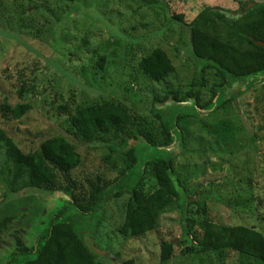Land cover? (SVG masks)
<instances>
[{
    "label": "trees",
    "instance_id": "obj_1",
    "mask_svg": "<svg viewBox=\"0 0 264 264\" xmlns=\"http://www.w3.org/2000/svg\"><path fill=\"white\" fill-rule=\"evenodd\" d=\"M60 1L74 5L83 0ZM135 1L138 7L131 11L132 14L142 10L143 19V10L151 11L160 4L166 20L173 21L180 31L186 30L182 55L194 62V78L190 85L185 90L167 88L160 96H155L149 110L150 119L131 113L124 104L111 98L116 80L110 79L105 87L100 85L107 75L110 62L106 54L95 53L94 68L89 76H83V81L69 82L68 79V82L61 83L51 75L47 89L42 92L37 90V81H41L45 73L36 68L32 60L26 58L13 65L14 53L10 52L9 57L0 62L3 68L0 70L1 82L12 91L17 101L9 105L8 97L3 98L0 122H18L34 112L47 120L54 134L36 150L25 153L10 137L5 140V134L0 130V148L3 144L6 159L4 167H1L0 183L10 175L11 180L5 181L9 184V194L24 191L29 199L37 201L32 213L38 232L36 219L43 215V208L37 197L58 194L63 200L59 199L61 203L56 211L48 213L45 226L38 236L32 230L30 236H35L33 244L30 247H18L19 242L14 244L5 264H99L98 256L86 244L83 234L95 232L101 220L97 212L108 201L106 194L112 193L108 188L111 183L115 184L113 197L128 195L123 222L118 229L125 240L157 231L161 216L175 212L180 217L179 222L182 220L183 223L180 238V244L184 247L182 256L189 255L197 260L201 256L209 258L211 256L208 255H214L220 261L233 254L236 264H264V234L258 226L243 221L249 214L251 218L255 217L256 222L264 224V195L256 189L255 184L251 187L253 183L243 181L237 184L229 182L223 189L220 186L214 189L208 187L207 191H204L205 186H196L195 191L184 189L189 181L203 177L207 170L220 168L219 163L206 166L208 156L218 157L222 161L225 157L231 158L232 155L225 148L233 149L234 143L243 138L253 141V146L250 144L253 152L252 148L258 140L262 141L261 146L264 145V30L258 33L254 30L257 27L253 28L260 21L258 19L251 26V32L260 36H252L255 40L250 42L236 36L240 25L246 28L245 22L250 18L247 14L230 25L226 18L219 17L218 9L205 8L187 25L184 16L169 15L168 5L164 1ZM96 2L89 0V7L94 8L92 5ZM251 2H246L243 8ZM262 5L254 6L247 13L259 14L258 11L264 8ZM215 14L217 18H214ZM261 19L264 22V18ZM220 21L228 28H220L217 25ZM127 44L125 49L129 48ZM82 45L86 47L87 44L84 42ZM176 52L179 53L178 49ZM118 64L122 71L125 65L123 57ZM139 68L144 77L160 85L176 72L172 61L161 48L144 56ZM95 75L99 82L91 78ZM258 79L263 84L256 88L254 85ZM71 83L77 86L83 84L90 92L106 93L110 98L79 105ZM233 87L237 88V93L229 92ZM241 87L246 92L253 91L255 114L261 120V125L250 138L236 109L231 108L236 98L243 94ZM49 88L52 90L49 91ZM169 102L176 106L171 108L170 117L166 119L156 106ZM188 102L191 103L189 107L183 105ZM56 130L57 134L54 133ZM130 141L137 144L130 145ZM176 145L179 153L174 157L168 150ZM101 146L108 152L105 160H116L117 157L120 161L118 177L112 182L92 174L82 176L80 181L72 177L76 170H81L82 160L92 148ZM178 157L182 160H178ZM254 158L262 163L260 173L264 180V152L258 150ZM112 168L117 167L113 164ZM255 171L252 169L250 174ZM229 191H233L232 199L228 198ZM184 196L198 199L190 202L183 200ZM6 198L3 195L0 199V235L12 224V218L6 215L12 206L9 203L19 202L26 197ZM211 198L230 210L238 224L220 225L212 220L207 207ZM22 216V223L29 224L25 218L26 211ZM159 246L160 264H167L174 255V244L161 239ZM116 257L120 258L119 255Z\"/></svg>",
    "mask_w": 264,
    "mask_h": 264
},
{
    "label": "rangeland",
    "instance_id": "obj_2",
    "mask_svg": "<svg viewBox=\"0 0 264 264\" xmlns=\"http://www.w3.org/2000/svg\"><path fill=\"white\" fill-rule=\"evenodd\" d=\"M134 1L97 0L92 8L89 7V0L80 1L74 5L60 0H0V62L5 57L8 58L10 52L14 53L12 55L13 65L26 58L29 61L32 60L36 68L45 73L42 75L43 79L37 81V90L42 92L47 89V82L51 75H54L55 79L60 80L61 83L68 82V79L69 82L83 81V76H89L94 68L95 53L106 54L110 62L107 75L100 85L105 87L110 79L116 80V88L111 98L124 104L131 113L150 119L149 110L155 96H160L167 88L185 90L190 85L194 78V62L185 59L182 55L186 42V40L183 41V37L186 38V30L180 31L173 21L166 20L164 13L159 8L160 4L154 6L155 8L151 11L143 10V19L142 10L132 14L131 11L138 7L137 2L134 3ZM162 1L168 5L169 15L184 16V22L187 25L197 18L205 8H211V10L218 9L219 17L226 18L225 20L230 25L233 24V21L238 22L243 19V15L247 14L246 16L250 17L245 22L246 28L243 29L240 25V28L237 29L239 31L236 32V36H239L240 40L254 42L253 37L260 36L251 32V26L256 24L253 22L258 19L260 22H257L258 26H253V28L257 27L254 30L258 33L264 30V22L261 19L264 18V8L258 11L259 14L247 13L254 6L264 4V0H157L159 3ZM248 1H252L251 4L243 8V5ZM262 6L264 7V5ZM217 17L218 15L215 14L214 18ZM19 25L20 29H18ZM217 25L220 28H228L222 22ZM84 42L87 44L86 47L82 45ZM126 42L129 43L130 50L129 48L125 49ZM13 43L15 44L13 45ZM257 45L261 46L262 44L257 43ZM12 48L14 51H11ZM157 48H161L167 54L176 70L161 85L152 83L144 77L139 68L140 60ZM177 49L179 53L176 52ZM99 50L101 52H98ZM122 57L125 65L121 71L118 62ZM2 69L0 67V70ZM91 78L99 82L96 75ZM261 84H263L262 81L258 79L254 87L257 88ZM72 85H74L73 93L79 105L86 101L102 102V99L110 98L106 93L90 92V89L86 88L87 86H82L83 84ZM240 89L243 94L236 98L235 102L231 104V108L236 109V113L245 127V133L250 138L257 127L261 125V120L255 114L256 104L253 101V91L246 92L242 87ZM51 90L52 88H49V91ZM229 92L237 93V88L233 87ZM12 94V91L6 85L4 86L0 79V105L5 96L8 97L9 105L17 103ZM183 105L189 107L191 103ZM175 106L176 104L169 102L163 106H156V109L162 110L163 116L169 119L171 108ZM259 111L261 110L259 109ZM41 117L38 113L30 112L18 122L1 120L0 130L5 134V140L10 137L23 152L28 153L36 150L41 143L54 135L47 120L41 119ZM54 133L57 134V130ZM135 144L137 142L130 141V145ZM250 144L253 146V141L243 138L234 143L233 149L228 147V151L225 148V151L232 157H225L223 161L218 157L208 156L205 160L206 166L212 165L211 163H219L220 168L214 171L207 170L203 177L189 181V185L184 189L195 191L196 186H205L204 191H207L208 187L214 189L216 186H220L223 189V186L228 185L229 182L237 184L248 181V183H253L250 185L251 187H254L255 184L256 189L262 191L264 195V180L260 173L262 163H258L254 158L258 150L264 152V145L261 146L262 141L258 140L252 148L255 151L253 152L250 149ZM2 146L0 148V176L1 167H4L6 161ZM168 152L177 157L179 148L176 145ZM107 153L105 147L92 148L87 157L82 160L81 170H76L72 177L78 178L77 181H80L82 176L92 174L103 177L106 182L114 181L118 177L121 163L117 157L116 160L114 158L109 161L105 160L104 157ZM81 154L83 155L82 152ZM82 155L81 157H83ZM178 160L181 161L182 158L178 157ZM185 161H182L181 164L183 165ZM113 164L117 168H112ZM252 169L256 170L254 174H250ZM7 179L11 180L10 175L0 183V199L3 195L8 197L6 200L26 198L16 203H9L12 206L6 215L12 218V224L0 235V264L6 263L13 252L14 244L19 242L18 247H30L33 244V238L38 236L45 226V218L48 213L56 211L61 203L59 199L62 197L58 194L37 197L41 203L40 207L43 208V215L36 219L38 232L32 213L37 201L29 199L24 191L9 194L7 192L9 184L5 182ZM239 185L241 186L240 183ZM114 186L115 184L111 183L108 187L112 193L106 194L105 198L108 201L98 209L97 216H101V220L95 228V232L83 234L86 244L98 256L99 264H123L130 261L132 264H160L158 256L161 239L169 240L174 244V255L167 264H236V257L233 254L220 261L214 255H208L211 256L209 258L201 256L197 260L189 255L182 256L181 251L184 247L180 244V238L183 232V223L182 220L181 223L179 222L180 217L175 212L165 213L161 216L157 231L139 238L125 240L118 233V229L123 222L124 204L128 195L122 194L117 198L113 197ZM196 193L199 192L196 191ZM227 194L228 198L232 199L233 191H229ZM63 199L66 200L65 197ZM184 199L194 202L198 198L184 196ZM207 207L210 218L216 223L220 225L238 224L233 218V213H230V210L212 198L208 200ZM193 208L195 210V207ZM23 211H26L27 217L25 218L29 224L22 223ZM243 221L246 224L258 226L264 234V224L256 222L255 217L251 218L249 214H246ZM21 223L22 225L18 226ZM33 229L37 235L30 236ZM189 252L187 253L189 254ZM117 255L120 258H117Z\"/></svg>",
    "mask_w": 264,
    "mask_h": 264
},
{
    "label": "water",
    "instance_id": "obj_3",
    "mask_svg": "<svg viewBox=\"0 0 264 264\" xmlns=\"http://www.w3.org/2000/svg\"><path fill=\"white\" fill-rule=\"evenodd\" d=\"M176 243H178L177 241H176ZM103 256V255H102ZM104 257V256H103Z\"/></svg>",
    "mask_w": 264,
    "mask_h": 264
}]
</instances>
